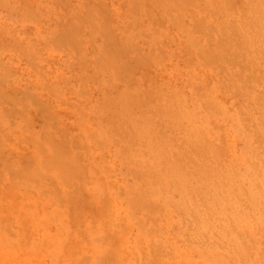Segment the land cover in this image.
<instances>
[{
  "label": "rangeland",
  "instance_id": "374dc122",
  "mask_svg": "<svg viewBox=\"0 0 264 264\" xmlns=\"http://www.w3.org/2000/svg\"><path fill=\"white\" fill-rule=\"evenodd\" d=\"M262 1L0 0V264H264Z\"/></svg>",
  "mask_w": 264,
  "mask_h": 264
},
{
  "label": "bare ground",
  "instance_id": "6f19581e",
  "mask_svg": "<svg viewBox=\"0 0 264 264\" xmlns=\"http://www.w3.org/2000/svg\"><path fill=\"white\" fill-rule=\"evenodd\" d=\"M230 1H232V0H230ZM261 1H262V0H261ZM262 2H263V1H262ZM257 3H258V2H257ZM257 3H256V5H257ZM259 5H260V3H259ZM263 7H264V6H263ZM251 8H252V7H250V9H251ZM243 10H244V9H243ZM248 15H249V14H248ZM252 16H253V15H252ZM258 16H259V12H258ZM261 17H262V16H261ZM263 17H264V16H263ZM255 18H256V17H255ZM250 22H251V21H250ZM255 22H256V21H255ZM255 22H254V23H255ZM263 22H264V21H263ZM246 23H247V22H246ZM248 24H250V23L248 22ZM255 25H257V23H256ZM261 25H262V24H261ZM233 26H234V24H233ZM230 27L232 28V26H230ZM251 27H252V24H251ZM258 27H259V26H258ZM262 27H263V26H262ZM228 28H229V27H228ZM233 29H234V28H233ZM259 29H260V27H259ZM231 30H232V29H231ZM237 30H238V29H237ZM237 30H236V31H237ZM236 31H235V33H236ZM257 32H258V30L256 31V33H257ZM224 33H225V32H224ZM224 33H223V34H224ZM235 33H234V34H235ZM259 33H260V32H259ZM237 34H238V33H237ZM254 35H255V34H254ZM240 36H241V33H240ZM242 36H243V35H242ZM250 36H251V35H250ZM229 37H230V36H229ZM238 37H239V35H238ZM243 37H244V36H243ZM243 37H242V38H243ZM258 37H259V36H258ZM263 37H264V36H263ZM263 37H262V39H263ZM230 38H231V37H230ZM243 39H244V38H243ZM243 39H242V40H243ZM245 40H246V39H245ZM253 40H254V39H253ZM222 41H223V39H222ZM222 41H221V42H222ZM237 41H239V40H237ZM237 41H236V42H237ZM240 41H241V40H240ZM236 42H234V44H235ZM241 42H243V43L245 44L244 41H241ZM254 42H255V41H254ZM263 43H264V42H263ZM238 44H239V43L237 42V45H238ZM240 46H241V45H240ZM240 46H239V47H240ZM256 48H257V47H256ZM227 50H228V49H227ZM261 51H262V50H261ZM212 52H213V51H212ZM263 52H264V50H263ZM237 54H238V53H237ZM225 56H226V55H225ZM252 78H253V77H252Z\"/></svg>",
  "mask_w": 264,
  "mask_h": 264
}]
</instances>
